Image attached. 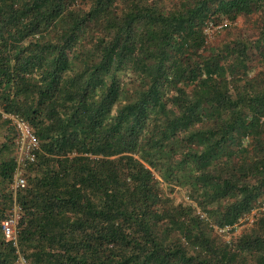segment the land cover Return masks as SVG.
Instances as JSON below:
<instances>
[{"label":"trees","instance_id":"16d2710c","mask_svg":"<svg viewBox=\"0 0 264 264\" xmlns=\"http://www.w3.org/2000/svg\"><path fill=\"white\" fill-rule=\"evenodd\" d=\"M263 195L264 0H0V264H264Z\"/></svg>","mask_w":264,"mask_h":264},{"label":"built area","instance_id":"2783aa9c","mask_svg":"<svg viewBox=\"0 0 264 264\" xmlns=\"http://www.w3.org/2000/svg\"><path fill=\"white\" fill-rule=\"evenodd\" d=\"M14 123L16 124L20 138L21 137L27 138L29 139L30 144L32 143V145H35L36 142L34 138L30 135L28 127L20 120H15ZM19 162H21V159H19ZM24 187H25V181L20 176V171H18L16 172V175L14 177L13 188L14 190H16V189H22ZM259 213H264V195L258 200L256 207L251 211V216H255ZM9 215L10 216L1 226V232L6 240H9L16 246L17 221L19 217L15 207L13 208V210ZM11 264H28V262L18 251H16L15 257L11 262Z\"/></svg>","mask_w":264,"mask_h":264},{"label":"rangeland","instance_id":"374dc122","mask_svg":"<svg viewBox=\"0 0 264 264\" xmlns=\"http://www.w3.org/2000/svg\"><path fill=\"white\" fill-rule=\"evenodd\" d=\"M252 19H254V17ZM234 28H237L239 31L241 30L240 33H243L246 30V25L244 24L243 20L241 18H239L238 21H237L236 26L235 27H231L230 30L228 31V33L232 34V32L234 31ZM220 31H221V29L216 31L215 33H213L211 36H215V39H216L217 35L219 36L220 34H222ZM207 33L209 34L210 31H208ZM222 36H223V38H228L229 37V35H227V34H223ZM217 40H218V38L216 39V41ZM29 145H31V144L29 143L28 139L21 137V145H20V148H19V151H18V158L19 157L22 158L24 156L26 148ZM250 220H251V218H249L248 222H250ZM244 227H245V225H241V226L239 225L237 227V229L231 235L230 234H223V232L219 231V230H217L215 233L218 236H220L221 239L224 238L226 241H229V237H233L234 235L238 234L240 231L243 230Z\"/></svg>","mask_w":264,"mask_h":264},{"label":"clouds","instance_id":"9594fccd","mask_svg":"<svg viewBox=\"0 0 264 264\" xmlns=\"http://www.w3.org/2000/svg\"><path fill=\"white\" fill-rule=\"evenodd\" d=\"M19 141H20V145H21V138L19 139ZM28 141H29V139H28ZM30 143V142H29ZM20 145H19V148H20ZM29 146H37V143L35 144V145H32V143H31V145H29ZM28 146V147H29ZM28 147L26 148V151H25V154H24V156L22 157V158H18V163H19V165H22V160H23V158H25V156H27V154H28V152H27V149H28ZM18 151H19V149H18ZM27 158H29V157H27ZM19 159H21V162H19Z\"/></svg>","mask_w":264,"mask_h":264}]
</instances>
